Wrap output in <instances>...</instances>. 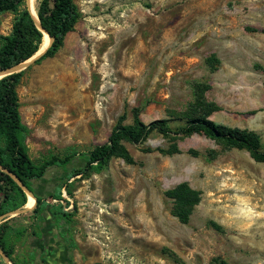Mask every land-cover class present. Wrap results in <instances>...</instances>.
<instances>
[{
	"label": "rangeland",
	"instance_id": "obj_1",
	"mask_svg": "<svg viewBox=\"0 0 264 264\" xmlns=\"http://www.w3.org/2000/svg\"><path fill=\"white\" fill-rule=\"evenodd\" d=\"M74 3L81 17L63 47L30 65L17 88L34 162L105 143L122 115L132 124L133 108L142 109L144 123L166 120L173 131L207 116L255 133L264 150V0ZM13 19L0 15V35L10 33ZM211 56L218 62L208 63ZM195 87L217 107L211 114ZM171 137L153 133L141 145L126 144L134 164L114 158L99 173L70 178L83 166L79 157L49 168L31 183L34 197L60 204L68 220L56 222L49 208L10 218L12 260L264 264V164L203 135ZM172 147L179 153L160 152ZM181 183L201 198L187 224L172 216L165 196ZM58 190L62 201L53 199Z\"/></svg>",
	"mask_w": 264,
	"mask_h": 264
},
{
	"label": "trees",
	"instance_id": "obj_2",
	"mask_svg": "<svg viewBox=\"0 0 264 264\" xmlns=\"http://www.w3.org/2000/svg\"><path fill=\"white\" fill-rule=\"evenodd\" d=\"M11 13L14 15L12 28L9 34L0 35V69L22 63L33 57L40 49L44 34L35 25L30 13L25 7V0H0V15ZM36 14L42 29L52 39L50 46L34 64L53 58L64 45L66 36L74 30L81 14L74 0H38ZM254 31V30H253ZM218 62L214 56L207 62ZM24 72L4 77L0 80V166L18 178L25 187L33 193L31 183L42 179L47 170L52 167L65 168L75 157H79L83 166L75 169L69 177H76L85 172L99 173L114 159L119 158L126 164H134V159L126 148V144L141 145L147 138L158 133L164 137L174 139L203 135L204 137L218 141L225 147L237 150H245L256 163L264 164V150L260 138L253 132L230 128L216 124L207 119V116L187 119V121L172 130L166 120H154L144 123L140 114L141 108L131 110L133 122L125 125L122 115L117 124L111 130L107 141L96 145L83 153H70L63 158L50 156L36 163L28 155L27 139L28 128L22 123L20 114V102L17 88L21 83ZM196 100L200 105L206 106L207 115L215 108L204 103L200 97V90L195 87ZM146 152H149L147 149ZM168 155L179 153L176 147L168 151L160 150ZM192 156H198V152L190 150ZM165 196L172 201L171 214L181 224H187L195 206L200 202V193L192 189L187 183H181L165 192ZM53 199L62 201L60 190ZM34 208L29 214L40 215L49 208L56 217V222L61 219L68 220L69 214L63 212L62 206L49 205L45 200L36 197ZM27 204V195L6 173L0 170V216L23 208ZM8 220L0 224V249L12 260V250L9 246ZM20 237L23 232L16 233ZM0 264H6L0 256ZM12 264H17L12 260ZM212 264H227L225 261L215 258Z\"/></svg>",
	"mask_w": 264,
	"mask_h": 264
},
{
	"label": "water",
	"instance_id": "obj_3",
	"mask_svg": "<svg viewBox=\"0 0 264 264\" xmlns=\"http://www.w3.org/2000/svg\"><path fill=\"white\" fill-rule=\"evenodd\" d=\"M25 5H26V9L30 13L35 25L42 31V33L44 35H46L48 37L49 43H48V46L46 47V49H44L40 53H38L39 52L38 51L33 57H31L27 61L19 63V64H16V65H13V66L5 68V69H0V80L3 79L4 77H7V76H10V75H13V74H17V73H21L23 71H26L29 68L30 65L34 64L35 61L39 57L42 56V54L47 50V48L50 46V44L52 42V39L48 36L46 31L41 28L39 20H38V17H37V14H36L35 17L31 14V12H30V0H25ZM0 170L2 172H4V173L8 174L16 182V184L24 191V193L27 195V197H31V198L34 199V205L32 207H24L22 209H17V210H14V211H11V212H8V213H5V214L1 215L0 216V224H1V223L5 222V221L9 220L12 217H15V216H18V215H21V214H25V213H28L29 211H31L34 208L35 204H36V200H35L34 194L31 191H29L25 187V185L18 178H16L14 175L9 173L6 169L2 168L1 166H0ZM0 256L3 258V260H4V262L6 264H11V262L9 261V259L3 253V251L1 249H0Z\"/></svg>",
	"mask_w": 264,
	"mask_h": 264
},
{
	"label": "bare ground",
	"instance_id": "obj_4",
	"mask_svg": "<svg viewBox=\"0 0 264 264\" xmlns=\"http://www.w3.org/2000/svg\"><path fill=\"white\" fill-rule=\"evenodd\" d=\"M30 12L34 17L36 16L35 0H30ZM48 43H49V39L46 35H44L43 42L40 46L38 53L46 49V47L48 46ZM33 205H34V199L29 197L26 207H32Z\"/></svg>",
	"mask_w": 264,
	"mask_h": 264
}]
</instances>
